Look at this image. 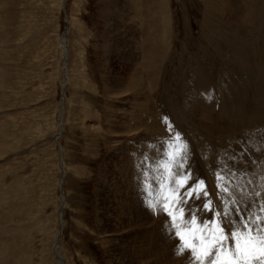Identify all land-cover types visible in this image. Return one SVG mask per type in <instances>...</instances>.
<instances>
[{"label": "rangeland", "instance_id": "374dc122", "mask_svg": "<svg viewBox=\"0 0 264 264\" xmlns=\"http://www.w3.org/2000/svg\"><path fill=\"white\" fill-rule=\"evenodd\" d=\"M260 37L264 0H0V264H56L51 247L58 228L60 155L67 204L58 246L65 263L114 264L119 248L131 255L138 244L130 240L124 249L126 234L118 237L112 231L126 221L136 225L137 216L150 221L145 223L149 231L154 227L153 214L138 204L153 172L144 160L151 144L148 133L132 117L145 109H155L188 142L191 167L206 181L214 207L218 167L224 174L236 168L241 177L235 176L234 186L243 187L236 178L243 177L246 162L230 164L214 143L209 144V162L203 160L200 150L207 142L200 113L190 110L193 106L188 110L184 100L193 95V83H203L212 99L216 88L221 100L235 80L250 81V76L236 75L225 58L241 41L248 45H237L239 50L254 55L249 45ZM65 64L70 80L63 92ZM111 80L123 86L108 89ZM125 111L130 120L120 122ZM129 156L137 168L136 184L130 187V165L124 159ZM246 193L239 197L240 207L255 198Z\"/></svg>", "mask_w": 264, "mask_h": 264}, {"label": "bare ground", "instance_id": "6f19581e", "mask_svg": "<svg viewBox=\"0 0 264 264\" xmlns=\"http://www.w3.org/2000/svg\"><path fill=\"white\" fill-rule=\"evenodd\" d=\"M62 1H63V3H65V0H62ZM61 7H62V4H61ZM59 43H60L61 49L66 51L63 54L64 59L66 60L68 57V54H67L68 48L66 46L67 43H66L65 37H62L59 40ZM252 44L253 45H249V46L252 47L253 50H255L254 55H251V54L247 55L248 52H251V50L249 51L247 48H245L244 49L245 51H242V52L239 50L240 48H238L237 45H240V46L243 45L242 47H245L244 45H248V41H241V42H237L234 45V47L232 48V55L226 56V58H225L226 63L229 64L228 66H231L232 70L235 72L236 75H238V76L241 75V77L250 76L251 78L250 79L248 78L250 81H244L241 83V80L239 82H237L239 79L237 81L235 80V83L233 82V85L235 87L234 88L232 87L233 88L232 90H234L235 93H233L229 87H225L224 92L222 91L223 96H221L222 97L221 100H219V98L217 97L219 94L216 93V91H215L216 88H214L215 90H214V95H213V99H212L211 96L208 98L207 95H208L209 91L207 88H204L205 86L202 85L203 83L200 86H198V85L195 86V83H193L192 84L193 85V90H192L193 95H190V94L187 95V97L184 101H187V104H186L187 107L193 106V109H190L188 107V110L190 109V110L196 111L195 113H197V112L200 113V117H201L200 123H201V128L203 129L202 138L205 139L204 140L205 143L207 142L205 145L201 146L202 148L200 150L203 154V155L201 154L203 160L206 163L209 162L208 159L211 157L210 155H208L209 154L208 150L210 149L209 144L214 143L216 145V147L218 148V150L222 153L221 156L222 157L224 156L223 158L227 162H230V164L232 162H239V163H235V164H239V166H240V164L242 162L243 163L246 162L245 167H247L248 172H247V170L244 171L243 172L244 174L242 173V175H243L242 178H239V177H241L240 176L241 174H238L239 177L236 178V180L239 181L240 185H242L241 180L244 181L245 185L243 187L240 186V188H242L244 190L243 194L250 191V192H252V194H250V197L251 198L255 197V198L259 199V201L261 202V199H264V125H263L262 129H260V130H257V129L260 126V121L264 118V37L258 38ZM230 59L232 60V63H231ZM252 61H254V65H253V67L250 66L251 67L250 68V67H248L249 65H247V64H250V62H252ZM127 64H129V63H127ZM62 76H63L64 80H63V83L61 84V88L64 92L65 91L64 88L66 86V83L68 80H70V79L67 80L66 64H65V68L63 69ZM118 81H121V80H118ZM248 82H249L250 87L252 88L251 91L248 90L249 89L248 88L249 85L247 84ZM120 83L114 82V80H113L111 82V87H109V88L107 87V88L112 89V90L114 89V91L116 92L119 87L123 86V82H120ZM196 83H198V82H196ZM189 87H191V86H189ZM195 88L199 92H196ZM217 90L220 92L221 88L218 87ZM120 92H118V93H120ZM201 96L204 97V99L201 98ZM132 98H134V97H132ZM147 102L149 103V100ZM141 103H143V102H141ZM138 104H139V106H138L139 109L144 107V104L143 105L140 103H138ZM213 104H216L217 107L215 109L216 113L213 112V114H212V111H214L213 110L214 108L212 109V107L214 106ZM56 112H58L56 114L57 115V121L62 122L60 120L61 110L58 109V111H56ZM146 112H147V109H145V111L143 113H140V116H132L133 118L137 117V118H134V122L136 123V125L142 126V128L145 129V132L148 133L147 137L149 138V141L151 143V144L148 143V145H149V146H147L148 156H146V157H149L148 163L151 165V170L153 171L149 177V181H151L150 183H152V182L153 183H152V185L149 183L148 191L144 190V192L146 193L145 195H142V197H144V198H147L150 195V192L155 193L157 191V189H158V183H157L158 176H157V173L155 171L154 166L156 165L157 161L163 160L165 158L164 153L166 151L170 150L169 149L170 143H172V144L175 143L174 140H171L167 126L164 123L162 117H159L157 115V112H155V109H154L153 113L149 110L147 113ZM171 112H172V110H171ZM120 115H121V113H120ZM126 118L127 117H126V111H125L123 113V118H121L120 122L122 120H124V122L126 123ZM129 118H127V119L130 120ZM200 123H199V125H200ZM218 123H221V125H219L221 128H219L218 126L215 125ZM262 123H263V121H262ZM117 124H118V121H117ZM251 125H253V127H252L253 129L249 127ZM255 125H256V129H254ZM61 126H62V123L59 126L58 134H60V132H62ZM177 126H179L178 122H177ZM173 130H175L174 126H173ZM128 131H130V129L126 130V132H128ZM192 133H193V131H192ZM116 134H117V132H116ZM184 135H186V134H184ZM188 137H190V136L188 135ZM127 139H128V137L126 138V140ZM137 139L139 140V137ZM131 140H133V139H131ZM55 141L57 142V139ZM199 142H200V140H199ZM138 143H140V142H138ZM138 147L140 149L141 144ZM133 149H136V148L133 147ZM131 155H132V153H131ZM129 157H127V158L124 157L125 163L130 165V167H129L130 173L128 174L129 179H128V181H126L128 186L131 185V183H133L135 185L136 179H137V177L135 178V176H134L135 175L134 172H136L137 168L135 169L134 165L131 164L133 159L131 157L130 158ZM137 159H138V157H137ZM141 159H143V158H141ZM224 159H223V161H224ZM134 160H136V159H134ZM61 164H62V155H60L59 164L57 165V169L59 170V173H60L58 181H57V187L61 191V195H60V199H59V205H58V209H57V213H56V221H57V227L58 228L53 235L52 247H51V252H52V255H53V258H54V261L56 264H66L60 255V249L58 246L59 241H60V234L62 232V228L64 225L63 210L67 204V197L63 193V185L65 182V180H64L65 171L63 170ZM215 165H217V164H215ZM217 167H218V165H217ZM235 170H236V168H235ZM228 171H229V168H228ZM230 171H232V169ZM138 173H139V171H138ZM142 182H144V180ZM138 183L140 185V181H138ZM233 184H235V183L233 182ZM154 186H156V188H154ZM235 186H238V185L235 184ZM236 188L239 189L238 187H236ZM258 192L261 193V196H259V197L256 196V193H258ZM125 194L129 195V194H131V192L128 190V193L126 192ZM247 194L248 193H246V195ZM128 195L126 196V198L129 197ZM139 196L140 195H138V197ZM215 200H216V198H215ZM245 200H247V199H245ZM134 201H135V197H134ZM131 203H132V199H131ZM133 204H134V202H133ZM138 204H139V207L142 209L141 203L138 202ZM134 205L136 207V213H137V211H138L137 203H135ZM240 205H241V202H240ZM133 208H134V206H133ZM133 217H134V215H133ZM126 218H127V216H126ZM262 218H264V217H262ZM129 220H131V218ZM164 220H166V217L161 216L158 218L157 215L153 214L152 221H153L154 227L150 231H149L150 228L147 227V224L145 225V223H150V221L144 222V221L140 220L138 218V216H137L136 225L134 223L132 224V221H130V222L126 221L125 224L120 223L119 226H117V227L113 226L114 230L112 232L114 234L118 235V237H120V234H118L119 232H123V234H126L124 237L125 242L122 241L123 243H121V244H123L124 249H125L126 244H128V242L130 240H134L138 244L137 247H134L132 249L131 255H130V253H129V255H127L126 250L124 251L123 249L121 250V248H119L118 251H121L122 253H120L119 256L117 255L118 258H114L115 259L114 261L118 264H177V261H181L183 264H187L188 263L187 260H182L181 258H178L175 256V245H177L179 243V241H178V239L175 238L174 233L172 234L171 238H166L165 234L162 232L161 224ZM101 230H103V229L101 228ZM127 234L128 235L130 234V236H128ZM126 236H128V237H126ZM150 237L152 238L151 240H150ZM113 240H116V239H113ZM113 240H112V242H113ZM116 241L119 242L120 238H118V240H116ZM131 244H133V242ZM129 250H131V249H129ZM115 262H114V264H115Z\"/></svg>", "mask_w": 264, "mask_h": 264}, {"label": "snow or ice", "instance_id": "6c2138e0", "mask_svg": "<svg viewBox=\"0 0 264 264\" xmlns=\"http://www.w3.org/2000/svg\"><path fill=\"white\" fill-rule=\"evenodd\" d=\"M167 129L175 143H170L165 158L154 166L158 189L141 199V205L158 218L166 217L161 229L166 238L174 233L178 239L175 256L188 264H264V201L257 203L253 198L252 203L240 207L239 196L244 190L233 184L235 169L224 174L218 167V203L214 207L206 181L191 167L188 142L180 132H173L170 121ZM253 205L255 214L251 211ZM202 212L212 215L204 216Z\"/></svg>", "mask_w": 264, "mask_h": 264}]
</instances>
